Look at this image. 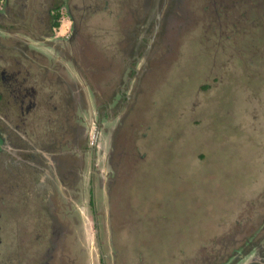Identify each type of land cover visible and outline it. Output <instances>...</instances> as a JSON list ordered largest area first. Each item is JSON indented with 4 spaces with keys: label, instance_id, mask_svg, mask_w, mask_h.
Here are the masks:
<instances>
[{
    "label": "rangeland",
    "instance_id": "rangeland-1",
    "mask_svg": "<svg viewBox=\"0 0 264 264\" xmlns=\"http://www.w3.org/2000/svg\"><path fill=\"white\" fill-rule=\"evenodd\" d=\"M104 1L69 0L84 40L75 70L58 68L86 102L93 124L80 148L95 142L96 155L80 182L62 176L72 197L64 186L26 199L29 185L11 191L12 207L27 204L19 212L30 241L21 248L34 257L50 247L52 230L70 224L75 241L65 250L75 264H99L96 229L107 264H264V0H107L103 9ZM29 3L34 15L39 1ZM59 10L55 34L63 35L70 19ZM58 72L43 91L60 83ZM68 95L40 101L28 119L31 131L65 142L70 166L76 141L64 127L78 116Z\"/></svg>",
    "mask_w": 264,
    "mask_h": 264
},
{
    "label": "flooded vegetation",
    "instance_id": "flooded-vegetation-1",
    "mask_svg": "<svg viewBox=\"0 0 264 264\" xmlns=\"http://www.w3.org/2000/svg\"><path fill=\"white\" fill-rule=\"evenodd\" d=\"M9 1L0 0V264H60L58 262L60 259H64L62 257H70L75 264L76 260L72 257L70 249L66 248L65 250V245L70 247L75 241H72L75 237L70 224L52 230L53 238L50 240V247L45 248L44 251L41 250L34 257L31 253L34 254L36 250L21 248L22 242L30 241V238L27 237L29 232L26 216H24V212H19L21 209L25 211L27 204L24 202L21 206L12 207L10 197H15L16 194L11 191L21 189L20 182H22V187L29 185L26 189L28 193L24 195L25 199L29 196H37L43 189H47L48 185H51V190L59 189L60 192H64L61 188L64 186L62 184L64 173L72 175V178L67 180L69 186L76 181L80 182L90 164L91 154L96 155L97 143L95 142L91 146L89 143L83 144V147L80 148V140L88 139L89 128L93 123L85 117L84 103L86 104V102L80 103L75 93L69 91L71 85L67 82V77L63 76L64 71H70V67L75 70L74 64L78 62L77 54L80 52H76V47L80 42L77 39L81 37L82 40L83 36H81V30L77 28L69 0H59L60 3L58 0L56 3H53L54 0H38L39 9L34 15L30 0H17L20 2L18 11H16V2L12 13H9ZM106 3L107 0L103 3V9H106ZM59 5L66 9L70 19L69 30L63 35L55 34L59 27ZM72 6L77 8L78 5L74 3ZM57 13L59 15L56 17ZM148 14L146 13L145 17ZM7 39L10 43L7 42ZM42 57H45L47 63L42 61ZM58 68L63 71V74L58 72ZM56 72L59 73L58 79L60 80V83L52 82L56 91L53 93L51 92L54 89L43 91L41 86L46 80H50L53 76L52 73ZM60 84L67 86L65 89H60L62 96L57 94L59 92L57 86ZM67 91L69 95L66 104L71 106L68 107L62 103L61 111L65 110V106H67L73 108L71 114L73 117L78 116L72 125L67 124L64 127L65 133L71 132L76 141V151L73 152L76 159L73 160L74 163L70 160V166L64 164L65 157L69 153L66 151V147H62L65 142L59 141L56 133L31 131L30 123L33 122L30 121V118L28 119L30 111L40 101L46 102L53 97H60L61 100H64V93ZM77 91L79 95L80 92H83L80 87ZM52 106L57 107L55 104ZM105 109L108 110V106H105ZM118 110L116 109L115 113ZM61 111H59L60 115L57 116L55 122L61 116ZM95 114L97 123L94 132L100 133L101 114L100 112ZM47 120L49 121L48 125L54 123L52 118ZM65 122L66 119L61 121L63 126ZM34 126L37 125L34 124ZM67 149L69 150V147ZM96 157L95 159H97ZM91 171H94L92 167L89 169L90 175ZM33 176L38 177L39 183L36 186L33 183ZM64 187L69 192L66 198L72 197L73 194L70 193L68 187ZM24 201L28 203V200ZM66 203L68 206L71 205L69 201ZM94 219V224L99 223L96 216ZM103 230L104 233H107L105 229ZM100 231L102 230L96 229L94 232V238L100 250L98 261L99 264H107L103 250L100 248L102 245ZM11 233H13V238ZM15 244H17V250L12 253L9 247L15 246ZM42 252L47 258L42 257ZM262 256L264 257L263 251ZM227 264H234L233 258Z\"/></svg>",
    "mask_w": 264,
    "mask_h": 264
},
{
    "label": "trees",
    "instance_id": "trees-1",
    "mask_svg": "<svg viewBox=\"0 0 264 264\" xmlns=\"http://www.w3.org/2000/svg\"><path fill=\"white\" fill-rule=\"evenodd\" d=\"M59 14L57 13L55 16L57 17ZM147 17V16H146ZM57 23V22H56ZM102 128V127H101Z\"/></svg>",
    "mask_w": 264,
    "mask_h": 264
},
{
    "label": "bare ground",
    "instance_id": "bare-ground-1",
    "mask_svg": "<svg viewBox=\"0 0 264 264\" xmlns=\"http://www.w3.org/2000/svg\"><path fill=\"white\" fill-rule=\"evenodd\" d=\"M87 3V2H86ZM102 4V3H101ZM86 15H87V13H86ZM87 17V16H86ZM85 21V20H84ZM84 40V39H83ZM159 162V161H158Z\"/></svg>",
    "mask_w": 264,
    "mask_h": 264
}]
</instances>
